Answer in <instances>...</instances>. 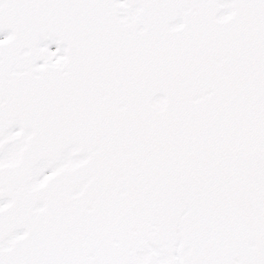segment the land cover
Returning a JSON list of instances; mask_svg holds the SVG:
<instances>
[{
    "label": "snow or ice",
    "instance_id": "obj_1",
    "mask_svg": "<svg viewBox=\"0 0 264 264\" xmlns=\"http://www.w3.org/2000/svg\"><path fill=\"white\" fill-rule=\"evenodd\" d=\"M0 264H264V0H0Z\"/></svg>",
    "mask_w": 264,
    "mask_h": 264
}]
</instances>
